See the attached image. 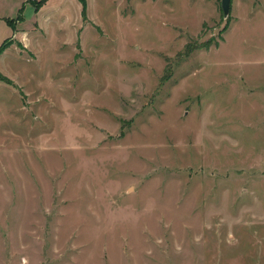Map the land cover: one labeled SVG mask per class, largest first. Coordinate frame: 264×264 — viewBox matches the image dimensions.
Returning <instances> with one entry per match:
<instances>
[{"label":"rangeland","instance_id":"rangeland-1","mask_svg":"<svg viewBox=\"0 0 264 264\" xmlns=\"http://www.w3.org/2000/svg\"><path fill=\"white\" fill-rule=\"evenodd\" d=\"M50 4L0 49V264H264V0Z\"/></svg>","mask_w":264,"mask_h":264},{"label":"crops","instance_id":"crops-1","mask_svg":"<svg viewBox=\"0 0 264 264\" xmlns=\"http://www.w3.org/2000/svg\"><path fill=\"white\" fill-rule=\"evenodd\" d=\"M51 0H47L42 7H40L37 11H35V8L28 0H0V12H5L6 10H17L19 12L21 6H23V20L33 19L34 16L37 15L38 11H42L43 7H46L50 4ZM79 1V0H78ZM80 3V1H79ZM81 4V3H80ZM232 5V4H231ZM64 6L54 7L50 10H44L41 13L43 17L45 14H48L52 10L55 14H61L62 11H66ZM82 7V4H81ZM82 11V8H81ZM52 13V12H51ZM18 14V13H17ZM32 15L33 18H30ZM17 16V15H16ZM11 15H5L0 14V44H2L3 41H5L8 37L12 35L13 31V24L8 21V19L16 18ZM37 19V18H36Z\"/></svg>","mask_w":264,"mask_h":264},{"label":"trees","instance_id":"trees-1","mask_svg":"<svg viewBox=\"0 0 264 264\" xmlns=\"http://www.w3.org/2000/svg\"><path fill=\"white\" fill-rule=\"evenodd\" d=\"M47 0H30V2L32 3V5H34L35 6V9L37 10V9H39L40 7H42L43 6V4L46 2ZM80 1V3L82 4V10H86V8H87V4H86V0H79ZM22 10H23V6H21V8H20V10H19V12H18V14H17V19H22L23 18V16H22ZM16 18H12V19H8V21L10 22V23H12L13 24V20H15ZM9 39L7 38L5 41H3L2 42V44H0V49L1 48H3L4 47V45L7 43V41H8ZM210 43H211V41H205V43L204 44H201V45H196V44H188V46H187V49H186V55H188V54H190V52L192 51V50H194L195 48H199V47H209L210 46Z\"/></svg>","mask_w":264,"mask_h":264},{"label":"water","instance_id":"water-1","mask_svg":"<svg viewBox=\"0 0 264 264\" xmlns=\"http://www.w3.org/2000/svg\"><path fill=\"white\" fill-rule=\"evenodd\" d=\"M231 4L232 0H221V8L223 15L228 16L230 15V10H231Z\"/></svg>","mask_w":264,"mask_h":264}]
</instances>
